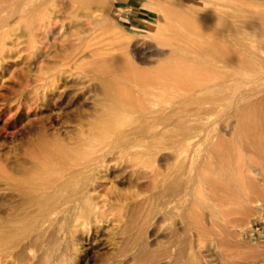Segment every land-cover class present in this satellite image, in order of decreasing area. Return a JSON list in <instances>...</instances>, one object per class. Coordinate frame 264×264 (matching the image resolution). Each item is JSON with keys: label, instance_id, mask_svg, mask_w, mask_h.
Listing matches in <instances>:
<instances>
[{"label": "bare ground", "instance_id": "1", "mask_svg": "<svg viewBox=\"0 0 264 264\" xmlns=\"http://www.w3.org/2000/svg\"><path fill=\"white\" fill-rule=\"evenodd\" d=\"M135 2L157 24L159 11L171 18L163 24L169 31L163 37L186 52L159 65L166 70L163 76L138 75L151 94L140 114L149 112L156 119L155 128L143 133L151 141L147 151L156 153H119V158L139 172L143 185L109 204L100 189L106 158L113 153H99L98 143L90 144L86 153L47 165L46 174L34 172L25 184L12 176L24 173L25 158L0 155V218L17 219L0 226V264L25 254L31 242L43 245L40 253L33 252L36 264H62L64 251L55 249L57 230L75 237L102 220L109 207L115 210L114 264H233L240 252L231 249L250 246L254 239L253 228L244 225L255 212L247 204L258 199L264 203V0ZM95 6L100 10L97 23L103 24L111 12L107 0H0V59L6 49L20 44L11 23L18 16L27 22L23 30L34 55L53 42L80 53L84 16ZM134 48L139 56L153 48L158 56L167 55L145 41ZM122 66L134 75L141 72L133 60ZM211 69L224 72L222 78L198 79L199 71ZM63 74L52 72L49 81L57 82ZM98 80L94 89L111 108L94 129L97 140L119 139L125 134L121 126L132 119L119 93L118 87L125 85L102 76ZM226 80L233 88L226 95L201 97V104L211 101L206 111L201 104L198 112L178 104ZM241 82L252 85L238 89ZM202 124L210 126L202 151L190 152L187 141L199 135ZM240 212L243 218L235 216Z\"/></svg>", "mask_w": 264, "mask_h": 264}, {"label": "rangeland", "instance_id": "2", "mask_svg": "<svg viewBox=\"0 0 264 264\" xmlns=\"http://www.w3.org/2000/svg\"><path fill=\"white\" fill-rule=\"evenodd\" d=\"M107 2L111 12L103 24L97 23L100 14L97 6L91 14L84 16L85 31L81 32L83 50L78 54H75L71 45L61 46L53 42L51 47L34 55L23 30L26 20L18 16L11 21L20 35V44L10 46L0 59V155L25 158L26 164L21 167L24 173L12 174L25 184L34 176V172L46 174L44 168H48L47 165H56L65 156L86 153L90 144L98 143L96 148L101 147L99 153H113L106 158L100 189L106 193L110 204L117 196H126L143 185L139 172L121 162L119 153H156L147 151L151 141L143 134L155 128L156 119L149 116V112L146 116L140 114V109L147 105V96L151 94L145 92L144 86L138 81L141 80L138 75L148 76L147 79L163 76L166 70L159 65L181 59L186 52L184 46L170 44L163 37L169 33L164 25L172 22V19L166 17L162 11L156 14L160 20L157 24L151 19L152 13L135 0ZM122 10L123 13H120ZM131 15L134 19L129 18ZM237 31L242 34L247 32L245 28H238ZM142 41L151 47L157 44L167 55L158 56L155 53L156 48L147 56L135 54V45ZM130 60L135 62L140 74L134 75L122 66L123 62ZM60 70L64 71L62 78L57 82L49 81L51 73ZM220 71L201 70L194 71V74H202L198 77L202 81L210 78L215 81L222 78L224 72ZM100 76L125 85L118 87L119 93L125 96L126 113L132 118L121 126L125 129L122 137L115 139L111 136L102 142L97 140L94 129L107 117L105 112L111 108V104L101 99L103 96L94 89L99 84ZM229 82L230 80H226L225 85L212 86L195 96L188 95L186 101L183 98L184 102L179 101L178 104L196 112L201 104V97L218 98L232 90ZM250 85L252 83L241 82L237 88ZM217 102L216 100L214 105ZM209 105L211 101L201 104L204 111ZM195 122L198 121H191L190 124ZM200 126L197 129L199 135L192 136L187 141L190 152L193 149H196L195 152L202 151L204 135L210 126ZM13 165L15 169L20 166L17 162ZM260 188L264 191V185ZM247 206L255 212L244 227L251 226L255 235L250 246L242 245L238 249H231L232 252H240L234 255L233 264H264V203L258 199ZM114 211L109 207L102 220L89 226L84 232L77 233L75 237L57 230L55 249L58 252L60 249L64 251L62 264H114L117 251ZM0 214L2 215L1 209ZM235 216L243 218V213H236ZM11 218H0V226L11 225L17 220ZM255 241L259 243L257 247L253 245ZM26 249L25 254L10 256L3 264H36L33 252L35 251V255L41 252L43 245L41 247L40 244L31 242Z\"/></svg>", "mask_w": 264, "mask_h": 264}, {"label": "crops", "instance_id": "3", "mask_svg": "<svg viewBox=\"0 0 264 264\" xmlns=\"http://www.w3.org/2000/svg\"><path fill=\"white\" fill-rule=\"evenodd\" d=\"M131 14H134V13H131ZM129 18H130V19H134L132 15H131V16H129Z\"/></svg>", "mask_w": 264, "mask_h": 264}, {"label": "built area", "instance_id": "4", "mask_svg": "<svg viewBox=\"0 0 264 264\" xmlns=\"http://www.w3.org/2000/svg\"><path fill=\"white\" fill-rule=\"evenodd\" d=\"M120 13H123V10L122 11H119Z\"/></svg>", "mask_w": 264, "mask_h": 264}]
</instances>
